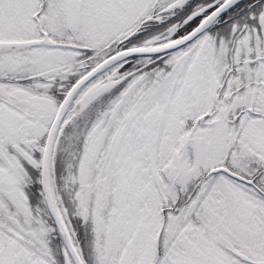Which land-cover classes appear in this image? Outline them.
<instances>
[{"label":"snow or ice","instance_id":"obj_1","mask_svg":"<svg viewBox=\"0 0 264 264\" xmlns=\"http://www.w3.org/2000/svg\"><path fill=\"white\" fill-rule=\"evenodd\" d=\"M0 264H264V0H0Z\"/></svg>","mask_w":264,"mask_h":264}]
</instances>
